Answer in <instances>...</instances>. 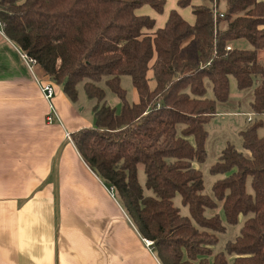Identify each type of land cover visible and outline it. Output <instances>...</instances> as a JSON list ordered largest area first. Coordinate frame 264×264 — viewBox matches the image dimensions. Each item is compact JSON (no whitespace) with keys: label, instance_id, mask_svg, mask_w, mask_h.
Returning a JSON list of instances; mask_svg holds the SVG:
<instances>
[{"label":"trees","instance_id":"1","mask_svg":"<svg viewBox=\"0 0 264 264\" xmlns=\"http://www.w3.org/2000/svg\"><path fill=\"white\" fill-rule=\"evenodd\" d=\"M192 1L178 5L192 6L194 24L173 9L157 29L154 18L135 10L150 4L162 13L166 0H0V21L71 101H78L80 83L95 100L93 125L72 139L152 241L162 264H264V136L258 132L264 114V0ZM221 2L225 8L219 11ZM239 39L252 47H234ZM123 75L131 77L137 101L128 100ZM231 76L240 92L252 88L249 106L257 118L240 131L244 151L228 142L210 167L223 177L209 195L194 162L207 158V124L218 103L229 100ZM101 82L120 98L119 112L107 103ZM176 195L188 214L175 204ZM218 202L228 224L241 215L246 219L224 250L214 253L226 225L219 213L207 216L206 210Z\"/></svg>","mask_w":264,"mask_h":264},{"label":"crops","instance_id":"2","mask_svg":"<svg viewBox=\"0 0 264 264\" xmlns=\"http://www.w3.org/2000/svg\"><path fill=\"white\" fill-rule=\"evenodd\" d=\"M173 9L194 24L191 6L178 0H166L162 13L150 4L135 12L157 29ZM25 55L0 26V264H162L72 139L94 116Z\"/></svg>","mask_w":264,"mask_h":264},{"label":"rangeland","instance_id":"3","mask_svg":"<svg viewBox=\"0 0 264 264\" xmlns=\"http://www.w3.org/2000/svg\"><path fill=\"white\" fill-rule=\"evenodd\" d=\"M208 5H212L205 1ZM191 6V5H190ZM188 7V6H186ZM192 8V6H191ZM225 3L221 2L219 7L217 8L219 11L224 10ZM193 9V8H192ZM194 14V13H193ZM232 45L234 47L250 49L252 46L246 39H239L233 41ZM231 46V45H230ZM231 46V48L233 47ZM259 58L264 61V49H262L259 53ZM151 75V71L149 72ZM150 84L153 86L154 81L151 80ZM102 87L105 88L107 95L106 101L111 106H114L116 110L119 112L121 110L122 102L120 98L115 96L105 85L104 83H100ZM121 85L127 91V98L130 102H134L137 100V92L132 84L131 77L129 75H123L121 77ZM207 91L208 95L212 97V88L211 84L207 83ZM79 91V99L77 101L80 112L86 116V118H92L93 111L91 110V106L94 104L95 100L90 99L86 96L83 88V83L78 85ZM253 97V91L251 89L244 90L240 92L237 87V81L234 76L230 77V97L226 102L218 103L217 114L214 116L211 121L207 124L208 137L206 142L207 149V158L204 162H194V166L199 168L203 173L205 188L204 193L212 195V186L213 183L222 178V174H213L210 170V167L215 164L220 159V153L222 148L228 143H232L236 146L238 150L244 151L242 146V139L240 135V131L244 130L248 125L252 124L257 116L253 114L250 109V101ZM253 118V121H250ZM258 118L263 120V125L259 128V134L264 136V114L260 115ZM139 176L141 183H144L145 174L143 170V166L139 167ZM175 204L181 208V212L183 214H188L186 207H182L181 204V196L176 195L174 198ZM214 213H219L223 218V222L226 225V231L218 234L219 241L213 247V252H219L224 250V247L228 240L234 239L236 235L239 234L240 228L243 222L246 219V216L241 215L239 217L238 223L235 225H230L224 219V214L222 212V204L218 202V205L214 209H207L206 215L210 216ZM151 247V246H149ZM232 258V256H231Z\"/></svg>","mask_w":264,"mask_h":264},{"label":"built area","instance_id":"4","mask_svg":"<svg viewBox=\"0 0 264 264\" xmlns=\"http://www.w3.org/2000/svg\"><path fill=\"white\" fill-rule=\"evenodd\" d=\"M2 25H3V23L0 21V26H2ZM227 49H231V46H227ZM25 57L28 59L29 62L36 63V60L34 58L29 57L27 55H25ZM42 91H43V93L47 99H51L53 94H54V86L50 83H48L46 85H42ZM146 243L148 246H152L151 240L146 239Z\"/></svg>","mask_w":264,"mask_h":264}]
</instances>
